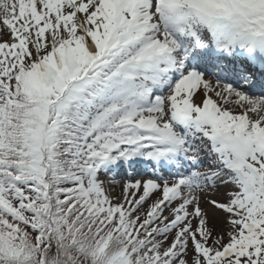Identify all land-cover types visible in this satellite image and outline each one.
<instances>
[{"label":"snow or ice","instance_id":"6c2138e0","mask_svg":"<svg viewBox=\"0 0 264 264\" xmlns=\"http://www.w3.org/2000/svg\"><path fill=\"white\" fill-rule=\"evenodd\" d=\"M0 264H264V0H0Z\"/></svg>","mask_w":264,"mask_h":264},{"label":"rangeland","instance_id":"374dc122","mask_svg":"<svg viewBox=\"0 0 264 264\" xmlns=\"http://www.w3.org/2000/svg\"><path fill=\"white\" fill-rule=\"evenodd\" d=\"M131 171H132V170H130V169H126V170H125L126 174L129 173V172H131ZM118 179H120V178L118 177ZM117 191H119V189H117Z\"/></svg>","mask_w":264,"mask_h":264}]
</instances>
